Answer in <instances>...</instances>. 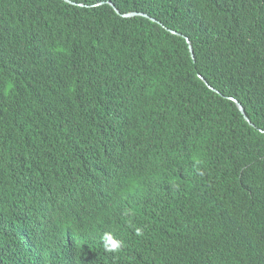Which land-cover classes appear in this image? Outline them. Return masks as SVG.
Instances as JSON below:
<instances>
[{"label": "trees", "instance_id": "trees-1", "mask_svg": "<svg viewBox=\"0 0 264 264\" xmlns=\"http://www.w3.org/2000/svg\"><path fill=\"white\" fill-rule=\"evenodd\" d=\"M72 1L0 0V264H264V0Z\"/></svg>", "mask_w": 264, "mask_h": 264}, {"label": "clouds", "instance_id": "clouds-1", "mask_svg": "<svg viewBox=\"0 0 264 264\" xmlns=\"http://www.w3.org/2000/svg\"><path fill=\"white\" fill-rule=\"evenodd\" d=\"M72 1V0H71ZM68 2V1H67ZM71 3V2H70ZM103 3H108L110 4L113 8L114 7H117L115 3H113L112 1H102V2H99L97 4H93L92 5H88V6H98L99 4H103ZM72 4H76L75 1H73ZM114 4V5H113ZM79 5H84V3H79ZM118 8V7H117ZM115 9V8H114ZM119 9V8H118ZM116 10V9H115ZM120 10V9H119ZM118 13V11H116ZM133 12H137V11H133ZM130 13V12H128ZM128 13H123V15L125 14H128ZM137 13H143V12H137ZM119 14V13H118ZM121 15V14H120ZM122 15V16H123ZM138 15V14H136ZM136 15H133V16H136ZM149 15V14H148ZM150 16V15H149ZM123 17H132V16H123ZM159 23H161L159 21ZM167 29H171V28H168ZM171 30H174V29H171ZM170 31V30H169ZM178 33H181L177 30H174ZM171 32V31H170ZM173 33V32H171ZM173 34H176V33H173ZM182 34V33H181ZM177 35H180V34H177ZM181 36L184 37V35L182 34ZM187 36V35H186ZM189 37V36H188ZM190 38V37H189ZM187 40V39H186ZM188 42V41H187ZM192 42V41H191ZM194 48V47H193ZM191 51V50H190ZM195 53V51H194ZM192 55V54H191ZM193 57V56H192ZM193 61L196 62V57L194 56L193 57ZM201 74H199L200 76ZM201 78V77H200ZM205 78V77H204ZM206 80V79H205ZM207 81V80H206ZM206 83V82H205ZM208 84V83H207ZM209 86V84H208ZM212 86V85H211ZM213 90V89H212ZM217 90V89H216ZM215 90V91H216ZM218 92V90H217ZM231 98V97H229ZM235 98V97H234ZM237 99V98H236ZM232 100V99H231ZM160 163L155 159H149L146 161V163L144 164H140V165H136L135 166V169L143 172L144 174L148 175V176H152L155 172H157L158 170H160ZM12 239H13V243L11 244V249H12V252H13V259H14V263L15 264H22V261L25 260V255L27 254V252L29 251V248H30V242L25 240V239H22V238H19V236H12ZM2 239H1V235H0V247L2 245ZM7 251V249H4V253ZM147 264H166V259L164 257H162L161 259L159 258H156V259H153L152 261H149Z\"/></svg>", "mask_w": 264, "mask_h": 264}, {"label": "water", "instance_id": "water-1", "mask_svg": "<svg viewBox=\"0 0 264 264\" xmlns=\"http://www.w3.org/2000/svg\"><path fill=\"white\" fill-rule=\"evenodd\" d=\"M66 1L73 3V1H71V0H66ZM113 5H114V4H113ZM114 8L116 9V11H118L119 14L123 15V13H122L117 7H114ZM136 14H141V15L147 16V17H149L150 19H152L153 21H158V22H159V20H157L155 17L149 16V15L146 14V13L130 12V13L125 14V15H123V16H133V15H136ZM169 30H170L171 32H173V33H176V34H180V35H182L181 33H178V32H176V31H174V30H171V29H169ZM184 37L187 39V41H188V43H189L190 50H191V54H192V56L194 57V56H195V53H194V48H193V44H192V42H191V39H190L188 36H186V35H184ZM200 77H201V79H202L204 82L207 83V81L205 80V78H204L202 75H200ZM209 87H210L211 89H213V90H216V89H215L213 86H211L210 84H209ZM216 91H217V90H216ZM230 99H232V100L236 103L237 107L239 108V110L241 111V113L244 115V118H245L248 122H250L251 124H253L252 121H251V119H250L249 116L247 115V113H246V111H245V108H244L243 104H242L238 99H236V98H234V97H231ZM253 125H254V124H253Z\"/></svg>", "mask_w": 264, "mask_h": 264}]
</instances>
